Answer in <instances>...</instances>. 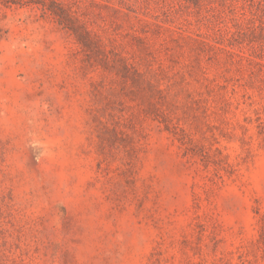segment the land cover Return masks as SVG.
I'll list each match as a JSON object with an SVG mask.
<instances>
[{
    "label": "rangeland",
    "instance_id": "374dc122",
    "mask_svg": "<svg viewBox=\"0 0 264 264\" xmlns=\"http://www.w3.org/2000/svg\"><path fill=\"white\" fill-rule=\"evenodd\" d=\"M0 264H264V0H0Z\"/></svg>",
    "mask_w": 264,
    "mask_h": 264
}]
</instances>
